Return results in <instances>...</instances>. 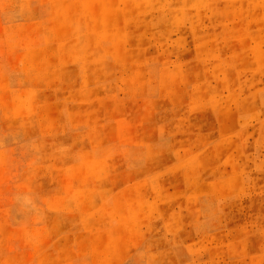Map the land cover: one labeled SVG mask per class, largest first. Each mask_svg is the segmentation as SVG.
I'll return each instance as SVG.
<instances>
[{
  "label": "rangeland",
  "instance_id": "obj_1",
  "mask_svg": "<svg viewBox=\"0 0 264 264\" xmlns=\"http://www.w3.org/2000/svg\"><path fill=\"white\" fill-rule=\"evenodd\" d=\"M0 264H264V0H0Z\"/></svg>",
  "mask_w": 264,
  "mask_h": 264
}]
</instances>
